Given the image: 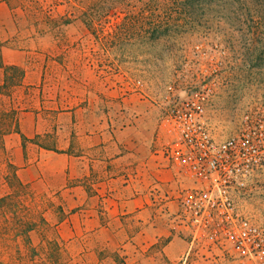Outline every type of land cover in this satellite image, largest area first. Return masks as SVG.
Here are the masks:
<instances>
[{"label": "rangeland", "instance_id": "obj_1", "mask_svg": "<svg viewBox=\"0 0 264 264\" xmlns=\"http://www.w3.org/2000/svg\"><path fill=\"white\" fill-rule=\"evenodd\" d=\"M0 56V264H173L164 246L178 239L187 250L179 200L161 235H130L135 249L124 247L127 234L75 233L72 219L61 226L59 196L18 180L3 135L42 98L45 77L61 78L68 97L81 81L140 97L133 81L142 78L156 99L170 85L186 96L214 80L208 121L219 139L236 134L244 114L264 108V0H0ZM177 193L165 192L166 202ZM236 202L264 227V167ZM186 264L216 262L200 253Z\"/></svg>", "mask_w": 264, "mask_h": 264}, {"label": "crops", "instance_id": "obj_2", "mask_svg": "<svg viewBox=\"0 0 264 264\" xmlns=\"http://www.w3.org/2000/svg\"><path fill=\"white\" fill-rule=\"evenodd\" d=\"M25 73L26 82L28 68ZM56 81L44 78L42 98L20 112L16 128L3 135L18 180L38 193L59 196L66 212L61 226L72 219L75 233L127 234L124 247L132 249L138 245L130 235H161V220L178 201L175 195L166 202L164 194L180 183L155 153L157 107L90 81L73 84L78 92L68 97L70 86ZM185 243L172 240L162 254L182 264Z\"/></svg>", "mask_w": 264, "mask_h": 264}, {"label": "built area", "instance_id": "obj_3", "mask_svg": "<svg viewBox=\"0 0 264 264\" xmlns=\"http://www.w3.org/2000/svg\"><path fill=\"white\" fill-rule=\"evenodd\" d=\"M133 85L134 93L158 109L155 153L180 183L177 222L187 241L182 264L200 253L216 264H264V227L236 202V193L264 167V108L244 114L240 130L219 139L207 115L214 80L204 84L205 92L186 96L170 85L157 99L148 94L142 78Z\"/></svg>", "mask_w": 264, "mask_h": 264}, {"label": "trees", "instance_id": "obj_4", "mask_svg": "<svg viewBox=\"0 0 264 264\" xmlns=\"http://www.w3.org/2000/svg\"><path fill=\"white\" fill-rule=\"evenodd\" d=\"M117 34V32L115 33V35ZM150 34L152 35L153 33L150 32ZM153 36V35H152ZM0 62L2 63V57L0 56ZM15 68H17V66H15ZM19 68V67H18ZM24 73V71H23Z\"/></svg>", "mask_w": 264, "mask_h": 264}]
</instances>
